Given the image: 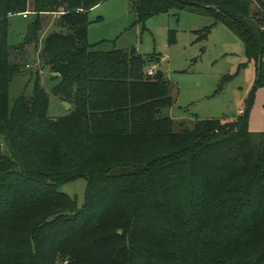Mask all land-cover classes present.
I'll use <instances>...</instances> for the list:
<instances>
[{
    "label": "trees",
    "instance_id": "16d2710c",
    "mask_svg": "<svg viewBox=\"0 0 264 264\" xmlns=\"http://www.w3.org/2000/svg\"><path fill=\"white\" fill-rule=\"evenodd\" d=\"M29 1L0 0V137L10 155L0 147V264H264V132L251 131L249 112L175 131L161 115L175 104L170 82L145 75L159 58L89 43V13L108 0H32L38 16L63 13L68 33L49 35L40 60L60 78L54 95L73 108L50 118L38 83L10 110L20 69L9 19L28 12ZM185 1L238 19L207 10L244 42L255 87L264 86V0ZM133 3L138 24L193 7ZM79 178L88 188L77 210L60 188Z\"/></svg>",
    "mask_w": 264,
    "mask_h": 264
},
{
    "label": "rangeland",
    "instance_id": "374dc122",
    "mask_svg": "<svg viewBox=\"0 0 264 264\" xmlns=\"http://www.w3.org/2000/svg\"><path fill=\"white\" fill-rule=\"evenodd\" d=\"M29 2L27 18L21 14L9 19L12 61L20 69L9 84V108L12 110L22 97H33L39 83L49 96V117L64 118L72 109L54 95L60 78L42 64L40 56L49 35L67 34L68 30L59 24L55 13L38 16L32 0ZM39 20L42 29L38 31V39L27 43ZM89 20V42L97 44L99 50L135 49L144 58H159L156 74L162 73L170 82L175 100L174 106L163 110L161 115L173 119L175 131L192 130L197 120L232 121L242 115V110L249 112L251 131L264 132V86L255 87L257 64L248 57L244 42L209 11L196 7L174 9L138 24L133 0H108L91 10ZM171 32L174 42L170 41ZM39 61L43 74L36 67L27 68ZM152 65L154 62L148 63L145 71ZM252 92L253 102L248 110ZM0 141L3 153L10 156L2 137ZM87 188V179L79 178L61 186L60 191L75 200L79 210L85 203Z\"/></svg>",
    "mask_w": 264,
    "mask_h": 264
},
{
    "label": "water",
    "instance_id": "95a60500",
    "mask_svg": "<svg viewBox=\"0 0 264 264\" xmlns=\"http://www.w3.org/2000/svg\"><path fill=\"white\" fill-rule=\"evenodd\" d=\"M181 1L184 4H188V5L196 7V8H202V9H205V10L215 9L217 12L229 15L233 20L238 21V19L235 16L229 14V12L227 10L223 9L222 7L213 8V7H210V6H206L205 4H202V3H198V2H188V1H185V0H181ZM247 32L249 33L250 37L254 40L253 34H251V32L249 30H247ZM258 48H259L260 52L262 53L263 51H262V49H261V47L259 45H258ZM63 104H64V106H66L70 110L73 108L72 105L70 103H68V102H63Z\"/></svg>",
    "mask_w": 264,
    "mask_h": 264
},
{
    "label": "built area",
    "instance_id": "2783aa9c",
    "mask_svg": "<svg viewBox=\"0 0 264 264\" xmlns=\"http://www.w3.org/2000/svg\"><path fill=\"white\" fill-rule=\"evenodd\" d=\"M28 13H29V12L23 13L22 16H23L24 18H27V17H28ZM55 15L60 17L61 15H63V13H59V12H57V13H55ZM59 17H58V18H59ZM156 66H157V64L154 63V65H152L147 71H145V75H146L147 77H154V76L156 75V73H157V72H156ZM33 67H36V68L38 69L39 73H40V74H43L44 71H42V69L40 68V61L37 62V64H34V65H27V68H28V69H32ZM240 113L242 114L243 111L241 110ZM0 145H2L1 141H0Z\"/></svg>",
    "mask_w": 264,
    "mask_h": 264
},
{
    "label": "crops",
    "instance_id": "0c3cea01",
    "mask_svg": "<svg viewBox=\"0 0 264 264\" xmlns=\"http://www.w3.org/2000/svg\"><path fill=\"white\" fill-rule=\"evenodd\" d=\"M91 12V11H90ZM90 14V13H89ZM88 39H89V34H88ZM90 43V42H89ZM91 45H94V46H96V49H98L97 47H98V45L97 44H92V43H90ZM99 50V49H98ZM241 111V110H240Z\"/></svg>",
    "mask_w": 264,
    "mask_h": 264
}]
</instances>
